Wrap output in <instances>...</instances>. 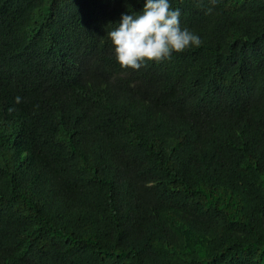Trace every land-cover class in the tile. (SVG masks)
Instances as JSON below:
<instances>
[{
	"label": "trees",
	"instance_id": "obj_1",
	"mask_svg": "<svg viewBox=\"0 0 264 264\" xmlns=\"http://www.w3.org/2000/svg\"><path fill=\"white\" fill-rule=\"evenodd\" d=\"M169 3L134 70L144 0H0V264H264V0Z\"/></svg>",
	"mask_w": 264,
	"mask_h": 264
},
{
	"label": "clouds",
	"instance_id": "obj_2",
	"mask_svg": "<svg viewBox=\"0 0 264 264\" xmlns=\"http://www.w3.org/2000/svg\"><path fill=\"white\" fill-rule=\"evenodd\" d=\"M209 2L215 5L216 0ZM179 17V9H172L169 0H144L139 12L121 14L118 26L107 33L119 65L138 70L148 61L160 62L173 52L200 46L199 36L181 28Z\"/></svg>",
	"mask_w": 264,
	"mask_h": 264
}]
</instances>
